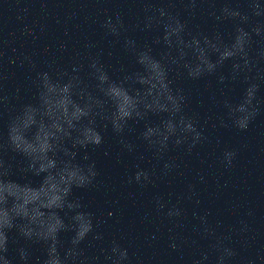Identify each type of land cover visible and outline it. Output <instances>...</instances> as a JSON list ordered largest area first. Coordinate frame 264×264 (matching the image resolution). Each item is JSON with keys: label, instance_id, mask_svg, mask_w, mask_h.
<instances>
[{"label": "clouds", "instance_id": "obj_1", "mask_svg": "<svg viewBox=\"0 0 264 264\" xmlns=\"http://www.w3.org/2000/svg\"><path fill=\"white\" fill-rule=\"evenodd\" d=\"M133 2L140 5V15L132 32L151 33L150 41L140 44L125 35L129 28L119 13L106 18L102 27L135 68L112 70L99 52L71 70L35 71L29 77L31 98L23 102L20 88L8 89V77L0 73V121L6 119L0 130V264H33L34 244L44 249L35 264H130L128 248L115 239L100 250L102 259L89 255L88 245L102 242L104 234L73 192L100 183L89 149L103 144L101 126L110 127L121 151L134 156L137 162L126 183L141 188L154 182V172L141 166L146 155L162 162L161 172L167 175L176 167L173 150L191 152L207 140L199 113L189 109L191 95L178 80L215 79L222 95L213 93L210 99L223 109L222 126L244 131L264 112V0ZM176 4L182 8L177 10ZM199 15L216 25L231 23L232 32L225 36L218 27L193 29L189 21ZM234 84L242 85L236 98L230 95ZM134 126L139 132L132 140ZM234 156V151L224 153L226 166ZM17 174L39 177L40 182L21 183L12 179ZM156 203L165 208L162 197ZM181 214L175 206L166 213ZM200 219L212 236L214 229L205 217ZM62 233L71 236L65 241ZM10 245H16L14 256ZM210 247L215 264H230L237 255L221 240ZM208 260L209 253L202 252L193 264Z\"/></svg>", "mask_w": 264, "mask_h": 264}]
</instances>
